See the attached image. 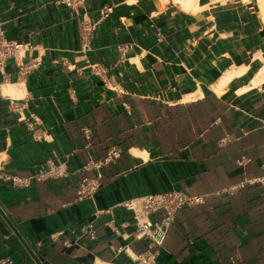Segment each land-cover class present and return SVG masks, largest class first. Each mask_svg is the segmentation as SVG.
<instances>
[{
	"label": "crops",
	"instance_id": "0c3cea01",
	"mask_svg": "<svg viewBox=\"0 0 264 264\" xmlns=\"http://www.w3.org/2000/svg\"><path fill=\"white\" fill-rule=\"evenodd\" d=\"M0 18L27 44L0 74V259L38 244L43 264H135L124 250L148 241L122 204L176 189L205 200L174 217L155 264L264 260L247 230L264 197L242 192L264 190V0H0ZM48 161L65 176L24 185ZM91 221L96 239L75 242Z\"/></svg>",
	"mask_w": 264,
	"mask_h": 264
},
{
	"label": "built area",
	"instance_id": "2783aa9c",
	"mask_svg": "<svg viewBox=\"0 0 264 264\" xmlns=\"http://www.w3.org/2000/svg\"><path fill=\"white\" fill-rule=\"evenodd\" d=\"M76 1L64 0V3L72 7ZM111 12V7H105L102 11V16L107 18ZM91 30L92 28L85 20L80 23L81 39L83 42L88 40ZM26 47L27 44L23 42L11 41L7 38L3 29L2 19L0 18V74H4L7 61L12 58H20V53L25 52ZM26 71V69H19L17 75L25 74ZM94 165L98 167V164ZM65 174L66 172L62 165H56L48 161L40 164L33 176L24 180V185L34 181L44 182L48 179L62 178ZM20 181L22 180L13 179L14 183L19 184L21 183ZM94 189V185L86 180L79 186V195L81 198L90 196ZM204 200L205 196L203 195H190L173 189L124 202L122 206L132 213L134 221V229L129 234V238L148 241V247L144 252L132 253L130 250L125 249V254L135 264H155L164 246L168 230L175 214L183 207H193L203 204ZM157 212H162L161 218L158 221H152L150 216ZM114 232L119 234L117 230H114ZM70 233L74 235L75 242H78L83 237H88L90 240L96 239L93 221L85 224L79 231L71 230ZM60 234L62 233L59 232L58 235ZM26 251L27 255L23 258L22 264H43L38 244L26 245ZM0 264H13V261L10 258H2L0 259Z\"/></svg>",
	"mask_w": 264,
	"mask_h": 264
},
{
	"label": "trees",
	"instance_id": "16d2710c",
	"mask_svg": "<svg viewBox=\"0 0 264 264\" xmlns=\"http://www.w3.org/2000/svg\"><path fill=\"white\" fill-rule=\"evenodd\" d=\"M247 189H254L257 192V196L255 198L256 200H258L259 194L261 195L260 198L264 197V190L259 185H252V186L246 185L242 189V192H246ZM261 202H263V198L259 202H257L256 204H260ZM188 210H189L188 207H183L180 211H178L176 213L175 219H176V216H177V214L179 212H181V211L184 212V211H188ZM253 214L256 215V216H258V220H260V221L264 219V211H262V210H259L258 212L253 213ZM170 228H171V226H170ZM170 228H169V230H170ZM247 230L251 231V233L253 235H255V234H261V233H264V226L249 227V228H247ZM242 260H243V263H245V264H249V263H252V264H264V260H262V259H259V260H256L255 261V260H251L249 258H245V252L242 253ZM227 261H228V263L231 262L229 260V257L227 258Z\"/></svg>",
	"mask_w": 264,
	"mask_h": 264
},
{
	"label": "bare ground",
	"instance_id": "6f19581e",
	"mask_svg": "<svg viewBox=\"0 0 264 264\" xmlns=\"http://www.w3.org/2000/svg\"><path fill=\"white\" fill-rule=\"evenodd\" d=\"M174 1L179 2L184 10H191L193 8L194 2H195V0H174ZM260 75L264 76V68L261 70ZM3 94L14 95L15 94V87L11 85L8 87V89H3ZM133 154L140 155L142 153H139L138 151L134 150ZM96 264H106V263H103V262H100L97 260Z\"/></svg>",
	"mask_w": 264,
	"mask_h": 264
}]
</instances>
